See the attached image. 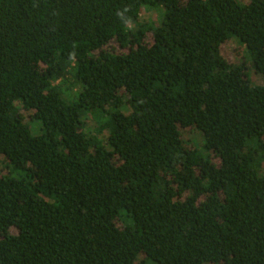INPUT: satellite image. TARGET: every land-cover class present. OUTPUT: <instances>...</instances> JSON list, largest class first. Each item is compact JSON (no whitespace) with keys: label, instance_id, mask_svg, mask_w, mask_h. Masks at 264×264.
<instances>
[{"label":"trees","instance_id":"16d2710c","mask_svg":"<svg viewBox=\"0 0 264 264\" xmlns=\"http://www.w3.org/2000/svg\"><path fill=\"white\" fill-rule=\"evenodd\" d=\"M263 168L264 0H0V264H264Z\"/></svg>","mask_w":264,"mask_h":264},{"label":"rangeland","instance_id":"374dc122","mask_svg":"<svg viewBox=\"0 0 264 264\" xmlns=\"http://www.w3.org/2000/svg\"><path fill=\"white\" fill-rule=\"evenodd\" d=\"M160 13L161 11L159 9L144 10L140 15L139 22H145L146 19H154L156 21L159 18ZM245 51V47L238 41L233 39L224 43L220 48L222 56L230 63L241 62L246 55ZM249 76L253 83L258 84L262 81L261 77L257 75L253 70H250ZM26 121H29L27 120V117ZM29 124L32 126L33 130H37V126L32 121H29ZM188 136L190 138V142H201V136L197 132L192 131L188 134Z\"/></svg>","mask_w":264,"mask_h":264}]
</instances>
